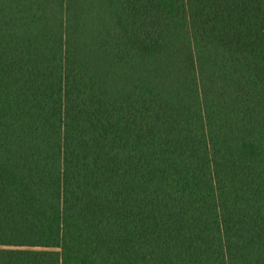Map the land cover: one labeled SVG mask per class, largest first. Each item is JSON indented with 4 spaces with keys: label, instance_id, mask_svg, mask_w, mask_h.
Wrapping results in <instances>:
<instances>
[{
    "label": "trees",
    "instance_id": "trees-1",
    "mask_svg": "<svg viewBox=\"0 0 264 264\" xmlns=\"http://www.w3.org/2000/svg\"><path fill=\"white\" fill-rule=\"evenodd\" d=\"M0 264H264V0H0Z\"/></svg>",
    "mask_w": 264,
    "mask_h": 264
}]
</instances>
